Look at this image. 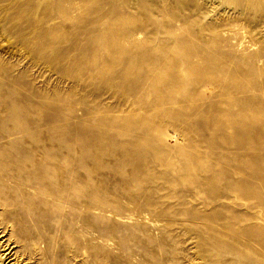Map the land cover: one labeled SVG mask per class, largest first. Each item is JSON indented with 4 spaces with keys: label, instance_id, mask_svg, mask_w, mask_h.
I'll use <instances>...</instances> for the list:
<instances>
[{
    "label": "rangeland",
    "instance_id": "obj_1",
    "mask_svg": "<svg viewBox=\"0 0 264 264\" xmlns=\"http://www.w3.org/2000/svg\"><path fill=\"white\" fill-rule=\"evenodd\" d=\"M0 145L18 264H264V0H0Z\"/></svg>",
    "mask_w": 264,
    "mask_h": 264
},
{
    "label": "bare ground",
    "instance_id": "obj_2",
    "mask_svg": "<svg viewBox=\"0 0 264 264\" xmlns=\"http://www.w3.org/2000/svg\"><path fill=\"white\" fill-rule=\"evenodd\" d=\"M191 52V51H190ZM187 53H188V51H187ZM192 58V57H191ZM226 94V93H225ZM218 110V109H217ZM254 111V110H253ZM249 112H252V111H250L249 110ZM255 112V111H254ZM218 115V114H217ZM227 121H228V119H227ZM226 121V122H227ZM226 122H225V124H226ZM228 124V123H227ZM231 123H229V125H230ZM236 124V123H235ZM232 126H234V125H232ZM237 128V127H236ZM16 132V131H15ZM230 137V136H229ZM243 139V138H242ZM242 139H240V140H242ZM1 146V145H0ZM1 148V147H0ZM182 153V152H181ZM184 153V152H183ZM57 155H59V153L57 154ZM186 155V154H185ZM190 155V154H189ZM186 157H187V155H186ZM185 158V157H184ZM184 160V159H183ZM186 161V160H185ZM192 161V160H191ZM184 163H186V162H184ZM190 163L188 164L187 163V165H186V167L188 168V170H190L191 169V171H192V167L190 168ZM194 166V165H193ZM186 169V168H185ZM202 169H204L203 167H202ZM194 170V169H193ZM248 192H249V190H248ZM248 195V194H247ZM2 229V230H1ZM6 230H8L5 226H3V225H1L0 224V240H3V239H5V234H1L2 232H5ZM257 234V233H256ZM258 237V236H257ZM12 243L13 242H11V239H7V240H4L3 242H2V244L0 243V261L2 262L1 264H18L19 263V259H18V257H16L15 255H16V252H14L15 251V246L14 245H12Z\"/></svg>",
    "mask_w": 264,
    "mask_h": 264
}]
</instances>
